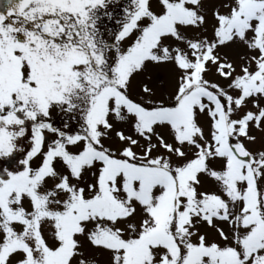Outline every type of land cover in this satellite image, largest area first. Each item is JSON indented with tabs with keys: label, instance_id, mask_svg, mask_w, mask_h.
<instances>
[{
	"label": "snow or ice",
	"instance_id": "6c2138e0",
	"mask_svg": "<svg viewBox=\"0 0 264 264\" xmlns=\"http://www.w3.org/2000/svg\"><path fill=\"white\" fill-rule=\"evenodd\" d=\"M0 264H264V0H0Z\"/></svg>",
	"mask_w": 264,
	"mask_h": 264
}]
</instances>
